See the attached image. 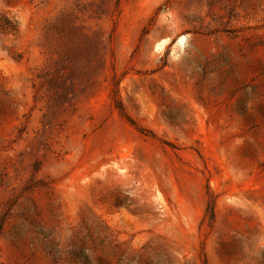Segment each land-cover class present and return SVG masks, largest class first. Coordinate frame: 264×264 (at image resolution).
I'll use <instances>...</instances> for the list:
<instances>
[{
    "label": "rangeland",
    "instance_id": "obj_1",
    "mask_svg": "<svg viewBox=\"0 0 264 264\" xmlns=\"http://www.w3.org/2000/svg\"><path fill=\"white\" fill-rule=\"evenodd\" d=\"M0 264H264V0H0Z\"/></svg>",
    "mask_w": 264,
    "mask_h": 264
}]
</instances>
